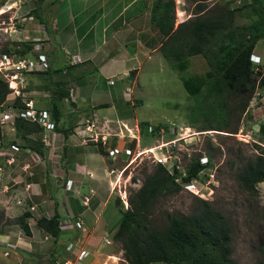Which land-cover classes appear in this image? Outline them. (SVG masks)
I'll use <instances>...</instances> for the list:
<instances>
[{
    "label": "rangeland",
    "instance_id": "374dc122",
    "mask_svg": "<svg viewBox=\"0 0 264 264\" xmlns=\"http://www.w3.org/2000/svg\"><path fill=\"white\" fill-rule=\"evenodd\" d=\"M55 1L0 0V60L3 58L5 50L9 51V54L6 55L15 60L17 56L13 50L16 47H22V42L32 41L34 44H41L48 65L53 64L56 68H66V66L73 64L72 58L66 57L64 60H56L52 52L54 43L49 42V38L52 39L54 36L53 16L56 8ZM174 2L175 21L182 19L184 21L189 17L200 14L196 13L198 11L197 0H174ZM249 2L250 0H206L200 4L211 10L223 5L234 9ZM35 9L47 25L50 26V30L53 33L52 36L48 35L47 29L39 19L40 17L33 13ZM249 21L250 19L242 11L235 13L236 24L248 23ZM89 38L90 36L87 35V39ZM52 42H54V39ZM257 45H264V39L258 41ZM30 53L32 55L29 54L25 57L33 59L35 53L32 50ZM0 64L2 65L1 62ZM119 64L120 66L113 69L121 68L122 63ZM259 66L257 69L254 68L252 74V78L255 81V89L250 98L248 109L243 114L233 113L232 108L236 103L231 97H225L227 111L229 110L230 113L228 124L224 127H217L220 126L217 125L216 121L218 120H211L212 127H207L209 121L202 115L196 114L199 108L194 106L195 104H201V97L195 99L194 96L189 95L181 82L183 76H202L208 70L207 62L201 55L188 57L187 68L179 71L165 58L160 59L158 53H153L148 60L143 62L139 69L135 94H138L141 103H137L135 107H131L126 102L131 99L129 94L124 95V97L122 95L127 87L126 85H130L131 78L121 80V78H118V71H115L113 72L115 76L111 77L115 83L110 86L106 85L104 77L98 74L94 73L91 78H87L85 80L87 90L89 85L95 83H98L101 87L100 90L98 88L99 91L93 92L92 96H90L93 100L92 103L97 100L106 101V99L108 100L112 97L116 100L115 94L118 91V97L122 96L119 103L113 102L110 107L98 108V114L107 113L111 119L119 116L125 117L129 122L132 121L129 124L126 123L129 129L121 126V124L116 125L115 121H112L110 125L108 121L105 126L107 119L103 118L101 119L104 120L103 125H95V128L91 127L92 131L96 129L100 134L111 135L109 139L115 138L119 145L117 147L120 149L118 153L110 156L112 158H109L106 162L109 169L113 170L112 174L110 173L111 175L107 176L105 180L109 189H111V193L108 190L110 197L107 201V208L108 206L109 208L113 207V204L116 207L114 211L107 209V216L110 218L118 209L117 200L120 201V205L122 204L124 208L128 206L130 197L140 188L145 175L151 173L155 163L163 161L162 164L169 172L172 171L174 166L180 172H184L185 162L191 157L199 156L202 161L206 159L207 163L205 164H208V166L199 173L198 179L192 181V184H184L179 191L160 197L151 209L149 216L151 225L161 228L166 223L167 213H188L197 202V198L207 199L214 207L225 214L231 225L232 257L239 264H258L264 260V230L259 214L261 207L264 205V182L257 185L258 194L253 198L245 193L236 181L237 170L244 163L250 161L255 154L264 151V131L260 128L261 124H264V88L258 87V81L264 71V60H261ZM90 67L89 64L81 65L80 67L77 65L73 66L71 70L72 73H76L81 70H87ZM6 68L7 66L5 65L4 67L1 66L0 71V76L5 81L7 80L4 78V70ZM9 72L10 74L14 73L12 70H9ZM7 78V81H9L10 75ZM40 78L35 74V71L24 74V82L22 83L24 88L21 100L37 99L40 101L39 107L46 108L49 93L37 89L43 83ZM75 85H77V82L74 81L68 87H72L75 91L73 93L76 94ZM104 91L109 93L105 95ZM75 94L74 97H76ZM7 98L9 101L11 100L10 95H7ZM71 100L67 104L73 105L76 102L75 98ZM125 108L127 113L122 112ZM91 116L95 119L93 115ZM79 120L76 119L75 121H79L82 126L86 125L87 120H81V118ZM134 120L137 121L133 122ZM236 126L239 127L236 133L228 132ZM141 128L144 132L143 135H141ZM82 129L81 131H83ZM137 131L140 133H137ZM48 135L52 139L50 145L45 146L52 150L51 153H53L56 160L55 164L59 165L60 154L63 153L62 147L57 146L55 134L50 135L49 132ZM122 148L125 151H121ZM127 149L130 152H127ZM31 158L36 163H39L42 159L40 155L33 156V154ZM124 201L127 202V205H125ZM0 212L4 213L1 209ZM109 212L110 214L108 215ZM22 213L23 211L17 210L11 214V217L5 216V222L0 224L1 233L7 230L13 233L18 231L19 226L16 220ZM116 223L117 218L113 226L104 234L109 239L110 244H106L103 239L100 242V244H105L106 246V250L104 249L101 252L105 258L102 264H126L122 243L113 238ZM24 239L18 240V242L12 241L16 249L11 256L12 259L9 264H52L54 262L56 253L53 249L49 250L47 244H41V246L36 247L37 244L33 239H31V242L26 238ZM65 239L63 235L58 238V240L63 241ZM51 245L53 246V243ZM65 257L72 259V261L75 259L73 255L68 253H66ZM76 264L83 263L78 262ZM157 264L165 263L159 262Z\"/></svg>",
    "mask_w": 264,
    "mask_h": 264
},
{
    "label": "trees",
    "instance_id": "16d2710c",
    "mask_svg": "<svg viewBox=\"0 0 264 264\" xmlns=\"http://www.w3.org/2000/svg\"><path fill=\"white\" fill-rule=\"evenodd\" d=\"M202 1L206 0H197L196 13L200 14L175 25L174 0H152L150 17L164 37L159 48L163 57L177 70L187 68L190 56L201 55L205 58L208 70L204 75L183 76L181 82L189 95L195 99L201 97V104L194 106L199 108L196 114L209 121L207 127H212L211 120H218L216 122L220 126L217 127H224L228 124L230 113L227 111L225 97H231L235 101L236 105L231 110L233 113L243 114L248 109L255 89L252 74L256 65L250 61V56L257 42L264 39V0H250L234 9L223 5L211 10L200 4ZM237 11H242L250 21L236 24ZM33 13L40 17L48 35L52 36L50 26L36 9ZM22 43V47L13 50L17 58L31 54L34 47L32 41ZM4 53L9 54V51L5 50ZM71 69L73 64L66 68H55L50 64L46 70H34L43 80L41 87L37 89L49 93L45 109L52 114L54 130H60L64 134L67 129L62 128L61 100L69 97L70 83L75 81L80 84L88 75L83 71L74 74ZM258 87L264 88V74L258 81ZM9 92L7 82L0 76V104L5 102ZM14 106H22L20 96L14 100ZM238 128L236 126L228 132L236 133ZM260 128L264 131V124ZM41 130L34 122L22 118L15 121V133L22 137L23 146L38 155H42L46 147L42 142ZM141 130L143 135V129ZM32 133L35 134L34 138H27ZM99 151L102 154L108 153L102 148ZM205 163L201 162L199 156H194L185 162L184 172H180L175 166L169 172L164 164L157 162L151 173L145 175L140 188L132 194L126 208L117 200L119 216L113 238L122 243L126 264H239L232 257L231 225L225 214L207 199L197 198L188 213H167L166 223L161 228L151 225V209L160 197L173 194L182 185L196 181L199 173L208 166ZM236 181L250 197L257 196V185L264 182V151L255 154L237 170ZM259 214L264 230V205ZM4 217V213L0 212V224L5 222ZM29 217L30 213L24 212L16 220L27 236L31 235ZM60 223L57 214L50 218L40 216L36 220L37 227L55 241L62 234ZM258 264H264V260Z\"/></svg>",
    "mask_w": 264,
    "mask_h": 264
},
{
    "label": "crops",
    "instance_id": "0c3cea01",
    "mask_svg": "<svg viewBox=\"0 0 264 264\" xmlns=\"http://www.w3.org/2000/svg\"><path fill=\"white\" fill-rule=\"evenodd\" d=\"M151 4L152 0H59L53 16L54 36L49 38L50 43H54L52 50L55 59L60 61L66 57L73 59L78 56L80 61L73 63V66H91L87 70H81L88 74L84 80L91 78L95 73L104 77L106 85L110 86L108 81L113 80L111 77L115 76V71H118V78L121 80L131 78L130 85H126L122 95L124 97L129 94L131 99L126 102L135 107L137 103H141L140 97L135 94V86L138 85L137 78L143 62L153 53H158L160 59H164L159 49L164 37L151 21ZM178 21L183 19L175 21V25ZM87 35L90 36L89 39ZM253 53L264 60V45L256 44ZM119 63H122L121 68L114 70V67L120 66ZM98 88L101 89L98 83H95L89 85L87 90L86 82L83 81L75 85L76 94L70 87L72 94L69 93L68 98L61 100L62 128L67 129V132H50V135L55 134L57 146L62 147L59 165L55 164L52 150L47 147L40 155L42 159L39 163L32 160V154L25 152L15 155L16 161L12 164H7L5 157L0 155V209L6 217H11L17 210L29 212L28 225L31 231L30 236L25 235L20 228L14 233L8 230L0 233V264H9L16 249L10 251L9 258L3 256L4 243L18 242L25 240L24 238L30 242L33 239L36 247L47 244L49 250L53 249L56 254L52 264H102L105 261L101 252L106 246L100 242L107 238L104 234L113 226L119 213L117 209L110 218L107 216V209L114 211L116 208L114 204V208H107L111 189L105 180L113 170L109 169L106 162L112 157L100 153L99 149L107 152L108 146L118 144L115 138H110L105 147L100 140L96 141V137L100 135L96 129L91 132L84 129L88 123H91L92 127L103 125L102 118L107 119L105 126L108 121L109 125L112 121H115L116 125H126L132 121L119 116L111 119L107 113L98 114V108L110 107L113 102L119 103L122 97H118V91L115 94L116 100L112 97L106 101L97 100L92 103L90 96L99 91ZM107 93L109 92L104 91L105 95ZM74 98L76 102L73 105L67 104ZM34 102L40 105L39 100L35 99ZM122 112L127 113L126 108ZM80 118L87 120L86 125H80ZM76 119L79 121H75ZM135 121L137 120L133 122ZM34 136L32 133L27 135V138ZM10 143L24 147L22 137L16 135L15 130H11L7 124H3L0 127V147ZM35 155L34 153L33 156ZM66 183L70 189L65 187ZM55 214L62 223L61 235L66 238L64 241H55L36 225L38 217L50 218ZM69 219H80L85 230L81 231L63 223ZM69 243L74 244L71 250L66 249ZM82 249L88 251L86 258L77 254ZM66 253L73 255L74 261L66 258ZM155 263L159 262L153 264Z\"/></svg>",
    "mask_w": 264,
    "mask_h": 264
},
{
    "label": "built area",
    "instance_id": "2783aa9c",
    "mask_svg": "<svg viewBox=\"0 0 264 264\" xmlns=\"http://www.w3.org/2000/svg\"><path fill=\"white\" fill-rule=\"evenodd\" d=\"M32 51L36 53L35 57L33 59L29 58H16L15 60L12 57H9L8 55L4 54L3 58L0 60L2 65L0 64V71H1V66L4 67L7 66L5 72L4 78L8 80V76L10 75L9 81L8 82V87L10 89V92L8 96H11V100L9 101L8 98L0 104V127L3 124H8L9 128L11 130H15V121L17 118H22L25 120H28L30 122L36 123L42 130V142L44 145L49 146L51 142V137L48 135L49 132H54V122L52 119V114L49 110L45 108H40L33 99H22V106H14V100L17 97H22L23 94V88L24 85L22 83L24 82V72H30L34 70H46L48 67V62L46 60L45 54L42 51V46L39 43H35L34 47L32 48ZM256 58L254 57L253 60ZM74 62H79L80 59L78 56H75L72 60ZM258 61V60H256ZM258 65L255 66L257 69ZM9 70L14 71V73L9 72ZM4 74V73H3ZM264 74V71H263ZM109 84H114V80H109ZM70 90V95L72 94V89ZM122 126L126 127L129 129L125 124H122ZM91 127L92 124L88 123L85 127L84 130H88V132H91ZM138 133V131H137ZM111 135H100L99 139L102 142V145H106V142L108 138ZM96 139H98L96 137ZM125 149H121V151ZM120 149L117 146L109 147L108 148V155L113 156L116 153H118ZM127 152H130L129 149L126 150ZM25 152L28 154H34L35 152L32 151L28 147H21L15 143H10L7 146H1L0 147V155L5 157V161L7 164H12L16 161L15 155L18 153ZM37 155V153H35ZM161 162V161H160ZM202 163L206 162V159L204 161L201 160ZM163 163V161L161 162ZM70 182L67 181V183ZM66 183V187L70 189V186ZM193 182L186 183L192 184ZM125 205H127V202L124 201ZM64 224H69L74 226L77 229H80L81 231L85 230V227L83 225V222L80 219H77L73 221L72 219H69L67 221H63ZM105 243L110 244L109 239L105 238ZM74 244L69 243L66 247L67 250H71L73 248ZM5 250L3 251L4 256H8L10 254V251L15 249V245L10 242L6 241L4 243ZM78 256L84 258L88 255L87 250H79L78 251ZM81 258V259H82Z\"/></svg>",
    "mask_w": 264,
    "mask_h": 264
},
{
    "label": "clouds",
    "instance_id": "9594fccd",
    "mask_svg": "<svg viewBox=\"0 0 264 264\" xmlns=\"http://www.w3.org/2000/svg\"><path fill=\"white\" fill-rule=\"evenodd\" d=\"M254 57L256 58L255 60H253ZM257 57H258V56H256L254 53H252L251 56H250V61H251L254 65H258V64L260 65L261 59H259V57H258V58H257ZM256 60H258V61H256ZM259 65H258V66H259ZM114 83H115V82H114ZM110 85H112V84H110ZM121 126H122V124H121ZM149 128H151V126H149ZM138 133H140V132L138 131ZM100 135H102V134H100ZM100 135H99V136H100ZM99 136L97 137L98 139H97L96 141L100 140V139H99ZM108 139H109V138H108ZM107 141H108V140H107ZM101 143H102V142H101ZM109 147H110V146L107 147V152H108V148H109ZM107 154H108V153H107ZM108 156H110V155H108ZM206 162H207V161H206ZM126 207H127V206H126ZM60 224H61V229H62V223H60ZM84 258H85V257H84Z\"/></svg>",
    "mask_w": 264,
    "mask_h": 264
}]
</instances>
